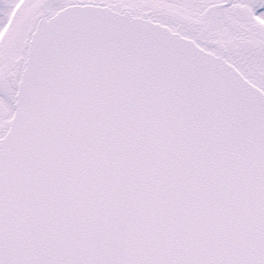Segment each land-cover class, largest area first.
Returning <instances> with one entry per match:
<instances>
[{
	"label": "snow or ice",
	"instance_id": "1",
	"mask_svg": "<svg viewBox=\"0 0 264 264\" xmlns=\"http://www.w3.org/2000/svg\"><path fill=\"white\" fill-rule=\"evenodd\" d=\"M0 264H264V0H0Z\"/></svg>",
	"mask_w": 264,
	"mask_h": 264
}]
</instances>
